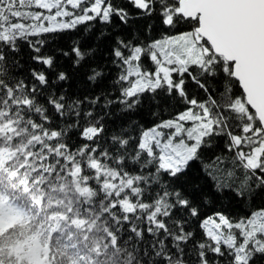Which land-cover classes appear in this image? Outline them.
Listing matches in <instances>:
<instances>
[{"label":"snow or ice","instance_id":"6c2138e0","mask_svg":"<svg viewBox=\"0 0 264 264\" xmlns=\"http://www.w3.org/2000/svg\"><path fill=\"white\" fill-rule=\"evenodd\" d=\"M0 264H264V0H0Z\"/></svg>","mask_w":264,"mask_h":264},{"label":"trees","instance_id":"16d2710c","mask_svg":"<svg viewBox=\"0 0 264 264\" xmlns=\"http://www.w3.org/2000/svg\"><path fill=\"white\" fill-rule=\"evenodd\" d=\"M81 27H83V26H81Z\"/></svg>","mask_w":264,"mask_h":264}]
</instances>
